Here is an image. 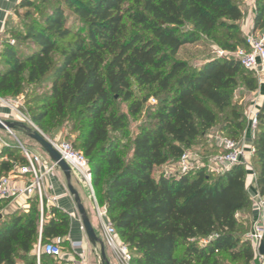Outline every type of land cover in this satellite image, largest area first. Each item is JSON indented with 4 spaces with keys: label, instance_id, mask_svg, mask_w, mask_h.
Returning a JSON list of instances; mask_svg holds the SVG:
<instances>
[{
    "label": "trees",
    "instance_id": "trees-1",
    "mask_svg": "<svg viewBox=\"0 0 264 264\" xmlns=\"http://www.w3.org/2000/svg\"><path fill=\"white\" fill-rule=\"evenodd\" d=\"M35 1L20 2L24 32L0 51V98L25 86L44 91L29 120L44 135L62 130L73 138V149L87 161L96 206L105 210L130 263L224 264L226 258L252 264L245 166L214 179L204 168L159 173L198 148L221 116V139L238 143L243 135L245 112L225 111L239 84L248 93L258 89L254 73L236 58L214 55L190 65L175 57L202 41L222 51L248 50L239 26L244 0H42L34 17ZM263 30L264 0H255L252 32ZM134 85L165 98L126 155L119 137L127 114L115 107L121 101L130 117L141 113L148 96L137 98ZM256 120L251 169L264 199V101ZM27 165L17 146L1 149L0 179ZM31 200L25 214L0 228V264H36L31 253L38 242L67 235L65 213L45 205L41 211L37 196ZM47 257L41 255L40 264H48Z\"/></svg>",
    "mask_w": 264,
    "mask_h": 264
},
{
    "label": "built area",
    "instance_id": "built-area-1",
    "mask_svg": "<svg viewBox=\"0 0 264 264\" xmlns=\"http://www.w3.org/2000/svg\"><path fill=\"white\" fill-rule=\"evenodd\" d=\"M245 43L248 50H237L234 54L235 58L239 60L241 66L245 70L252 71L258 76L264 74V32L256 35L251 34L246 36ZM10 44L12 45L13 41H11ZM11 103L13 104V106H10L12 111L16 113L23 120V122H26L30 128L40 133V131L30 122L29 118L18 111L17 105H19V103ZM256 126V113H254L250 119V127L252 131L256 129ZM5 134L8 138H13L17 141L18 147L21 149L25 159L28 162L27 166L22 167L17 171V176L28 178L29 183L25 187H15L10 182V177L0 180V204L18 196H23L29 200L35 195H37L40 204H42L43 180L45 177L51 176L56 170H58V168L51 161L48 164L43 162V156H47L44 152V155L42 153H37L36 151L28 149L22 143H20L15 135V131L6 130ZM218 141L219 146L224 151L220 157L215 159V162L218 163L220 168H222L220 169L221 173L235 165L249 166L248 162L249 158L252 157V150L250 153H246L245 149L240 146L239 143L221 138H219ZM49 142L51 143L53 149L60 155L61 159L70 167L72 175L82 177L91 188V176L88 171L86 159L81 154L76 152L72 145L68 142L60 140ZM0 144L3 146H8L3 141L1 131ZM187 162L188 157L187 153H185L178 163L183 171L187 169ZM251 200L254 205L253 210L256 216L253 221L252 232L249 235V239L252 243L255 254L260 257L261 264H263L262 256L259 255L258 249L260 243L262 242V235L264 231V199H261L257 195L252 197ZM96 212L102 225L103 243L105 249L109 250L114 257L116 262L114 264H131V257L128 253V250L126 246L118 240L112 224L107 221L105 217V210H100L96 206ZM62 242V238H56L43 246L38 244L35 249V256L37 259H39L41 255H45L54 260H58L62 256L60 247Z\"/></svg>",
    "mask_w": 264,
    "mask_h": 264
},
{
    "label": "rangeland",
    "instance_id": "rangeland-1",
    "mask_svg": "<svg viewBox=\"0 0 264 264\" xmlns=\"http://www.w3.org/2000/svg\"><path fill=\"white\" fill-rule=\"evenodd\" d=\"M41 1L42 0H36L35 1L38 9L35 11H32L34 17H37L38 16V10L43 8V4L41 3ZM245 21H246V19H245ZM245 25L247 27L246 22H245ZM245 25H244V27H245ZM239 26H240V28L242 30V34L245 38H246V36L251 35V34L256 35V34H260V33L264 32V30H263V31H259L257 33L248 32V33L244 34L243 30L246 31L247 29H245V28L242 29V27H243L242 23H240ZM10 28H11V33H10L8 43L13 41L12 39H14V37L17 36L19 33L24 32V26H23V23H21V20L18 24H15ZM234 54L235 53H233V52L222 51L218 47H215L214 44H212V43L202 41V43L197 44V45H189V46L183 47L179 51V53L175 57V59L186 61L190 65L191 64L196 65L198 62H201L202 60H205V59H207L211 56H214V55H216L217 57L235 58ZM254 76H255V79H257V82L259 84V79H260V77H263L264 74H261L260 76H258L254 73ZM48 90H49V87H47L45 89V91H48ZM43 92L44 91L36 90V88H34V87L25 86V87H23L22 92L20 94H18L17 96H9V97H6L4 99L2 98L0 100V105L3 107L10 108L11 105L13 106L11 101H14L13 99L17 98V101L19 103V105H17L18 111H20L21 113H23L24 115H26L29 118L30 110H33V111L37 110V108L39 106V96H41L43 94ZM133 92L137 98H143L144 96H148V99H147L146 103L144 104L141 113L137 117H130V115H128V113H127L128 104L127 103H123V102L119 101L115 107V109L119 113L127 114L126 120L124 123L125 128L122 131L123 133L121 134V136L119 135L120 136L119 137V139H120L119 145L121 147L120 151H121V153L126 154V155L130 154V147H131L132 141H133L134 137L139 133L140 129L143 128L144 125L147 123L148 115L153 111L155 106H158V104H160V102L165 98L164 95H160L158 97L152 96L153 91H149L148 89L139 90L135 85L133 86ZM249 94L250 93H248L246 91L244 86L242 84H239L234 91L231 106L225 111V114H229L230 110L232 108L235 109L236 111L246 113V111L248 109V105H249L247 95H249ZM7 103H8V105H7ZM10 111L16 117H18L17 121L19 123L25 124L26 126L29 127V125L26 122H23V120L16 113H14L11 108H10ZM223 119H224V116H221L219 118V121H218L216 127L211 132H209L207 134V136L203 139V141H200V143H198L199 144L198 148L192 149L191 151L186 152L187 157H188L186 170L183 171V169L178 164H172L171 166H168V167L167 166L162 167L159 170L160 171L159 173L165 174L166 176H177V175L184 173V172L185 173H188V172L191 173V172L197 171L199 168H204L206 170L207 174L213 176V179L216 176H219L221 174L220 169H222V168H220L218 163L215 162L216 161L215 159L221 156L222 148L219 146L218 139L220 138V129L219 128L224 126ZM226 131H227V129L224 128L223 129L224 136H227ZM40 134H42V133L40 132ZM15 135H16L17 139L20 141V143H22L28 149H31V150L34 149L35 151H37V152L39 151L40 153L43 154L42 149L35 142L30 140L28 137H26L22 130H16ZM42 135L46 139H48L49 141L60 140V141L68 142L70 144L73 141V138L71 136L67 135L66 131H62V130L56 131V132L48 134V135H44V134H42ZM6 143L13 144L11 146H17L18 147V145H17L18 143L15 139H11V141H8ZM2 148H3V146H2V144H0V151ZM202 149H204L206 152L202 153ZM18 152H19V154H21V152H22L19 147H18ZM16 154H18V153H16ZM154 176L157 177V176H159V174L157 172H155ZM77 178H79L80 181H79V184H77L78 182L77 183L74 182V184H75L74 188L78 191V193L80 195L83 193H87L94 198L93 189H91L89 187L88 183L80 176H77ZM2 179H4V178L1 177L0 180H2ZM31 201L32 200L28 201V203H27L28 207L26 209H19V208L12 206L10 204V200L5 202V203H2L0 205V228H2L3 224L8 222L10 218L25 214L27 212V210L29 209ZM94 201H95V199H94ZM82 202L85 203L84 205H85L86 210H87L88 209L87 201H85V199L83 198ZM94 206L96 208L95 203H94ZM249 229H250V224H249ZM37 245H38V243L36 244V246ZM63 252H65V250L62 248V253ZM49 261L54 262V260H52V259H50ZM222 261L224 262V264H231L226 258H223ZM25 262H27V261H25ZM16 264H24V261L19 259L16 261ZM252 264H254V263H252Z\"/></svg>",
    "mask_w": 264,
    "mask_h": 264
},
{
    "label": "crops",
    "instance_id": "crops-1",
    "mask_svg": "<svg viewBox=\"0 0 264 264\" xmlns=\"http://www.w3.org/2000/svg\"><path fill=\"white\" fill-rule=\"evenodd\" d=\"M21 1L22 0H0V51L2 49L3 44L9 41V37L11 33L10 27L20 22L18 18V13H20V10L18 6ZM243 11H244V16L240 23H242L243 26L242 29L244 28L247 29L246 31L243 30L245 34L248 32H252L253 18L255 14V0H244ZM245 22L247 24V27L245 25ZM1 99L2 98H0V100ZM247 99L249 105L245 113L246 126L243 131V135L238 143L240 144V146H242L245 149L246 153H250V151L252 150V141H253V131L250 127V119L254 113H257L259 111L264 101V76L260 77L259 79L258 89L255 92L247 95ZM13 100L14 101L11 102H18L17 98H14ZM0 120L8 121V122H18L17 121L18 117H16L10 111V108L3 107L0 105ZM2 134L4 135V136L2 135V137L5 143L13 139V138H8L5 132H2ZM6 144L8 146L13 145L9 143ZM37 153L40 152L38 151ZM43 162L48 164L50 163V160L47 158V156H43ZM248 164L249 166H245L247 172L246 190L251 200L252 197L257 196L258 193H257L255 176L251 169V158H249ZM8 175H9L8 177H10V182L15 187H25L29 183L28 178L17 176V173L16 174L9 173ZM79 181L80 180L79 178H77L76 175H72L73 187L75 186L74 182L76 183L78 182L77 184H79ZM42 194H43L42 204H40L38 200L41 211L43 205H45L47 209L51 207L56 208L62 211L63 213H65L69 217L68 232L65 238H63V242H62L64 243L62 248L65 250V252L62 253L61 258H59L58 260H54L50 257H47L48 264H52L56 262L60 264H100L99 254L98 252L93 250V248L90 246V244L87 241L76 206L67 190L64 176L59 170H56L51 176L44 178L42 183ZM36 196L37 195H35L34 197ZM82 197L85 199V201H87L88 204L87 210L84 205L85 203L82 202L83 199ZM31 199L28 200L23 196H18L15 198H11L9 200L12 206L19 209H26L28 207L27 203ZM80 199L96 235L103 240L102 225L96 213V208L94 206V203L96 204V202L94 201V198L87 193H83L80 195ZM7 201H4V203ZM253 206L254 205L252 203V208ZM255 216L256 215L253 210L251 214L252 222L254 221ZM38 244L40 243L38 242ZM36 247L34 248V251H32L31 253L32 256H35ZM105 251L109 263L110 264L116 263L110 251L107 249H105ZM35 258H36V264H40V257L39 259H37V257L35 256ZM50 259L54 260V262H50L49 261ZM253 263L261 264L260 257L257 254H255Z\"/></svg>",
    "mask_w": 264,
    "mask_h": 264
},
{
    "label": "water",
    "instance_id": "water-1",
    "mask_svg": "<svg viewBox=\"0 0 264 264\" xmlns=\"http://www.w3.org/2000/svg\"><path fill=\"white\" fill-rule=\"evenodd\" d=\"M6 130H10V131L22 130L30 140L35 142L42 149V151L47 155L48 159L54 165H56L58 170L64 176L67 190L76 206L88 243L90 244V246L93 248L94 251L98 252L100 264H110L106 256L103 240L96 235L90 223L88 215L84 209V206L81 202L80 195L72 185V173L70 167L61 159L60 155L53 149L48 139H46L39 132L33 130L32 128L22 123L0 120V131L5 132ZM258 252L260 256L264 254V244L262 242L259 245Z\"/></svg>",
    "mask_w": 264,
    "mask_h": 264
}]
</instances>
